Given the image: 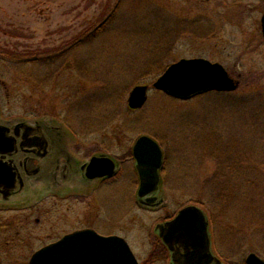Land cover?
<instances>
[{
  "label": "rangeland",
  "instance_id": "obj_1",
  "mask_svg": "<svg viewBox=\"0 0 264 264\" xmlns=\"http://www.w3.org/2000/svg\"><path fill=\"white\" fill-rule=\"evenodd\" d=\"M263 13L264 0H0L1 120L105 141L127 152L133 172L138 137L161 144L166 206L138 205L129 170L127 226L100 227L125 234L139 261L170 264L154 251V226L188 204L206 210L225 264L264 257ZM192 57L222 63L239 88L180 100L153 85L167 65ZM140 84L147 99L132 109ZM21 246L11 248L24 257L5 264H28L41 244L27 254Z\"/></svg>",
  "mask_w": 264,
  "mask_h": 264
},
{
  "label": "flooded vegetation",
  "instance_id": "obj_2",
  "mask_svg": "<svg viewBox=\"0 0 264 264\" xmlns=\"http://www.w3.org/2000/svg\"><path fill=\"white\" fill-rule=\"evenodd\" d=\"M162 152L158 189L141 197L140 173L133 148L134 172L128 163L127 152H115L105 141L64 140L60 135L48 133L40 124L25 120L9 124L0 116V263L5 264L6 258L14 259V255L24 257L22 252L14 254L11 248L14 244L27 246L18 248L26 254L30 250L28 245L41 244L28 256L30 261L40 248L85 230L105 236H123L129 242L125 234L100 227L113 222L120 230L127 226L129 170L138 205L153 210L166 206L161 186L163 148ZM93 159L101 163L97 166ZM111 211L114 220L109 217ZM119 211L120 216L124 215L120 224L115 222L119 219ZM176 213L164 217L154 226L157 239L154 251L167 254L170 259L171 250L159 235L158 225ZM212 242L211 239V250L216 254Z\"/></svg>",
  "mask_w": 264,
  "mask_h": 264
},
{
  "label": "water",
  "instance_id": "obj_3",
  "mask_svg": "<svg viewBox=\"0 0 264 264\" xmlns=\"http://www.w3.org/2000/svg\"><path fill=\"white\" fill-rule=\"evenodd\" d=\"M261 22L264 35V13ZM238 85L239 81L230 76L221 63L204 57L181 58L170 64L154 82L156 88L180 99L212 90L232 91ZM147 91L146 84L134 86L128 99L129 106H143ZM133 150L141 180L139 195L142 197L158 189L163 152L159 143L148 135H141ZM92 162L97 166L101 163L98 159ZM158 231L171 250V264H211L214 261L222 264L211 250L208 217L198 205L181 208L175 217L159 224ZM29 264H139V261L124 237L85 230L42 247L34 253ZM246 264H264V258L251 252L246 257Z\"/></svg>",
  "mask_w": 264,
  "mask_h": 264
}]
</instances>
